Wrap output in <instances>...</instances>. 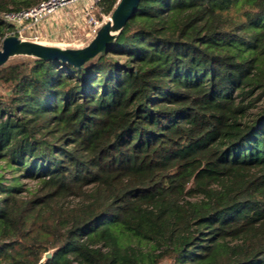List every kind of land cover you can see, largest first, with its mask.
<instances>
[{"label":"trees","instance_id":"16d2710c","mask_svg":"<svg viewBox=\"0 0 264 264\" xmlns=\"http://www.w3.org/2000/svg\"><path fill=\"white\" fill-rule=\"evenodd\" d=\"M42 1L0 0V36ZM51 249L47 264H264V0H141L80 69L0 67V264Z\"/></svg>","mask_w":264,"mask_h":264},{"label":"water","instance_id":"95a60500","mask_svg":"<svg viewBox=\"0 0 264 264\" xmlns=\"http://www.w3.org/2000/svg\"><path fill=\"white\" fill-rule=\"evenodd\" d=\"M141 0H120L110 19L97 31L91 42L83 48H62L42 43L22 40L17 36L4 39L0 49V67L10 59L19 56L35 57L43 60L57 61L74 68H82L96 56L108 53L127 22L138 10ZM56 249L46 252L39 264H47Z\"/></svg>","mask_w":264,"mask_h":264},{"label":"built area","instance_id":"2783aa9c","mask_svg":"<svg viewBox=\"0 0 264 264\" xmlns=\"http://www.w3.org/2000/svg\"><path fill=\"white\" fill-rule=\"evenodd\" d=\"M101 0H44L37 6L21 11L18 13H4L2 20L14 27L13 34L22 40L41 42V34L39 28L50 19V17L58 16L61 11L70 6L81 5L83 8V15L87 23L94 30L98 31L103 24L104 20H99L92 15V11L100 3ZM12 34V35H13ZM0 36V49L2 43L6 38Z\"/></svg>","mask_w":264,"mask_h":264},{"label":"rangeland","instance_id":"374dc122","mask_svg":"<svg viewBox=\"0 0 264 264\" xmlns=\"http://www.w3.org/2000/svg\"><path fill=\"white\" fill-rule=\"evenodd\" d=\"M82 10L83 8L81 5H75L66 8L65 10H63V12H71L70 14L74 13V15L73 17H69L65 21H59L60 23L57 26L56 14L50 17V19L47 20L39 28L42 39L40 43H45L46 45L50 46H56L55 43L60 42L64 44V47L62 48H83L87 46L94 38L95 32L87 23V20H85ZM92 15L97 18V8L93 9ZM105 18H108L106 19V22L110 19V17L105 16L102 20H104ZM49 21L50 24L48 23ZM90 29L93 30V33L91 34ZM87 33L89 34L88 36H86ZM12 34L6 36H15L14 34Z\"/></svg>","mask_w":264,"mask_h":264},{"label":"crops","instance_id":"0c3cea01","mask_svg":"<svg viewBox=\"0 0 264 264\" xmlns=\"http://www.w3.org/2000/svg\"><path fill=\"white\" fill-rule=\"evenodd\" d=\"M71 13V12H70ZM68 12H63L61 11L60 14L58 16H56V26L61 22V21H65L66 19H68L69 17H73L74 13L70 14ZM71 19V18H70ZM60 21V22H59ZM50 24V21L48 22ZM47 23V24H48ZM93 33V30L90 29V34ZM89 34L87 33L86 36H88ZM52 44V43H51ZM54 44V43H53ZM56 46L58 47H64L63 43L60 42H56L55 43Z\"/></svg>","mask_w":264,"mask_h":264},{"label":"bare ground","instance_id":"6f19581e","mask_svg":"<svg viewBox=\"0 0 264 264\" xmlns=\"http://www.w3.org/2000/svg\"><path fill=\"white\" fill-rule=\"evenodd\" d=\"M45 44V43H44Z\"/></svg>","mask_w":264,"mask_h":264}]
</instances>
